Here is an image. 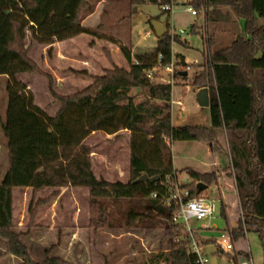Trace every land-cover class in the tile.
Segmentation results:
<instances>
[{"label":"trees","instance_id":"obj_1","mask_svg":"<svg viewBox=\"0 0 264 264\" xmlns=\"http://www.w3.org/2000/svg\"><path fill=\"white\" fill-rule=\"evenodd\" d=\"M130 2L161 5L170 0ZM187 2L198 12L204 11L207 22L226 19V8L243 20L241 31L226 46H216L213 35L203 38L205 62L192 82L207 86L210 91V126H174L172 85L153 83L147 75L154 66L171 62L173 39L169 32L158 38L156 48L150 52L133 54L129 47L121 45L128 68L114 65L85 91L58 97L60 107L54 116L50 115L35 103L32 91L18 79L23 73L37 71V65L28 56L27 32L45 44L92 33L82 25L87 1L0 0V75L8 78L6 116L1 123L8 150L7 170L0 183V238L6 241L7 253L20 259L18 264H74L59 255H49V249L42 260H35L14 220L15 188L64 186L89 188L96 228L113 226L105 199L140 201L129 207L127 225L148 216L168 219L171 224L165 234L170 246L142 264H198L197 255L190 250V234L175 220L179 206L164 203V198L172 193L170 184L176 177L170 144L175 140L211 142L217 128L226 131L243 209L244 224L238 219L229 231L234 250L235 243L249 230L264 236V77L258 75L259 70H264V0ZM191 32H197L195 25ZM174 42L183 40L177 35ZM174 56L178 71L186 64L185 55ZM183 73L182 78L187 79L188 73ZM121 130L130 132L129 180L111 182L95 174L91 147L85 139L95 131L115 134ZM186 171L194 182L180 184L182 190L189 191L185 200L203 193L204 190L198 193V182L208 188L216 181L215 173H200L191 168ZM142 174L160 178L135 182ZM41 202L44 200L28 207L31 226ZM221 214L227 217L223 205ZM244 254L237 250L236 260Z\"/></svg>","mask_w":264,"mask_h":264},{"label":"rangeland","instance_id":"obj_2","mask_svg":"<svg viewBox=\"0 0 264 264\" xmlns=\"http://www.w3.org/2000/svg\"><path fill=\"white\" fill-rule=\"evenodd\" d=\"M86 1L87 8L82 24L92 33L45 44L34 40L30 32H27L28 56L37 65V71L23 73L18 77L32 91L35 103L51 115L55 114L60 107L58 97L85 91L97 77L104 75L114 65L128 68L120 46L129 47L133 54L154 50L157 36L150 19H157L165 24L171 22L178 31L185 29V33L181 35L183 42L172 44L173 50L175 54L181 51L187 62L195 59L198 61L190 63L189 68L186 64L183 65L188 78L184 80L182 76L178 77L173 84L172 98L183 99L185 112L184 117L179 116L178 110L181 107L174 103L173 121L180 125L203 124L208 117L206 106L200 101V88L204 85L192 82L193 75L201 71L205 62L203 38L213 35L216 46L228 45L241 31L238 17L226 8L223 10L226 19L215 23L207 22L205 12L201 11L196 15L190 10L187 0H177L178 4L171 17L162 11L158 3L132 4L130 0ZM193 24L198 28L196 33L191 32ZM258 75L264 77V70H259ZM7 81V76L0 75V183L7 170L8 144L1 127L8 102ZM218 132L226 134L224 128H217L215 139ZM126 133L122 131L117 136H108L99 131L90 139L91 145L99 153L96 160L97 170L122 172L123 178H126L129 161ZM215 139V144L222 148L223 162L219 167H222L219 169L222 172L219 176L217 172H211L216 174V181L202 193L216 200L215 216L202 220L192 218L190 225L194 228L193 233L202 247V252L209 258V264H229L226 260L232 253L221 256L213 254V250L216 242L227 238L230 229L237 225L238 219L244 224L243 209L227 136L226 140L223 137V142ZM170 146L177 168V182H194L185 168H201L202 162L207 160L205 152L192 141L175 140ZM54 191L56 194H53ZM13 195L16 229L21 233L22 241L35 260H42L49 249V255H59L74 264H142L151 255L170 246L169 236L165 231L171 223L166 218L142 217L127 225L125 217L129 207L138 205L140 201L131 203L126 200L105 199L113 226L96 228L92 222L90 190L87 187L64 186L33 192L31 189L22 188L13 191ZM40 199L44 202L40 203L36 220L31 226L28 207L31 203L34 206ZM221 205L224 206L227 217L221 214ZM180 232L184 233L182 230ZM239 247H243L248 254L241 256V259H250L251 255L255 264H264V236L261 237L255 230H249L235 243V248ZM19 262V258L7 253L6 241L0 238V264Z\"/></svg>","mask_w":264,"mask_h":264},{"label":"built area","instance_id":"obj_3","mask_svg":"<svg viewBox=\"0 0 264 264\" xmlns=\"http://www.w3.org/2000/svg\"><path fill=\"white\" fill-rule=\"evenodd\" d=\"M177 0H170L169 3L161 4V9L163 12H166L170 17L173 15ZM190 10L193 11L196 15L199 14L197 10H195L191 5H189ZM188 7V9H189ZM168 26V25H167ZM172 36V44H174V37L179 35L181 36L183 33H185V29H179L169 22L168 31ZM149 34V33H148ZM173 49V46H172ZM176 62L177 58L174 56V50H173V56L172 60L167 65H156L152 69L148 71V77H150L151 81L153 83H164V84H170L172 85L176 83V80L178 77L182 76L183 71L185 70L183 68V65H181L178 68V71L176 69ZM187 68H189L190 63H198L197 59H195L193 62H187L185 61ZM187 72V71H186ZM206 87L207 86H203ZM172 106L174 103H177L179 105L182 104V100H174L171 101ZM173 108V107H172ZM169 179L171 177H168ZM170 188L172 190V193L164 198V203L166 205H171L173 203L177 204L179 206V209L175 215V220L182 223L183 229L187 231L190 234V250L192 253L197 255V263L198 264H209V258L202 252V247L197 242L195 236H194V228L190 225V219L196 218L197 220L202 219H211L215 216V212L217 209V203L216 200L205 196L203 194L196 196L191 199L185 200V197L189 195V191L187 189L182 190L180 188V184L177 182L176 177L175 180H173L170 184ZM153 196H156L154 194ZM243 213V212H242ZM205 227V224L203 225ZM215 253H222L223 254H231V261L232 264H255L251 255L249 256L250 259H245L240 261L239 263L233 262V251L234 246L230 239V236L228 235L227 238L216 242L215 247Z\"/></svg>","mask_w":264,"mask_h":264},{"label":"crops","instance_id":"obj_4","mask_svg":"<svg viewBox=\"0 0 264 264\" xmlns=\"http://www.w3.org/2000/svg\"><path fill=\"white\" fill-rule=\"evenodd\" d=\"M239 23H240V27L242 28V26H243V20H239ZM83 25V24H82ZM193 25H195V24H193ZM192 25V26H193ZM87 29H89V28H87ZM90 30V29H89ZM198 30V28H195V31H197ZM157 41H158V38H157ZM155 48H156V46H155ZM175 53V52H174ZM177 53H182L181 51H178ZM183 54V53H182ZM187 59L185 58V61H186ZM18 79H19V77H18ZM184 80H186V79H184ZM204 88L205 87H202V88H200V90H204ZM207 92V100H210L209 98V96H210V92H209V90L206 88L205 89ZM173 99V98H172ZM175 100V99H174ZM182 101H183V99H181ZM183 106H184V104H183V102H182V104L180 105V109L178 110V115L179 116H181V117H184L185 116V112H184V109H183ZM204 106H206L205 108H206V110H207V114H208V117L205 119V121H204V123L203 124H200V123H197V125H204V126H210L211 125V117H210V101H208L206 104L204 103ZM173 107V106H172ZM45 110V109H44ZM50 114V113H49ZM56 114V113H55ZM55 114H52V116H54ZM51 115V114H50ZM172 116H173V112H172ZM172 122H173V125L174 126H182V125H180V124H178V123H175L174 121H173V118H172ZM186 125V124H185ZM122 131H125V132H127L126 134H127V136H128V151H129V156H128V158H129V161H128V168H127V171H126V178H123V176H124V173H122V172H115V173H112V172H110L109 170H102V171H99V170H97L96 169V160L99 158L98 157V154L99 153H97L96 152V149L95 148H93L94 146H92L91 145V142H90V139L94 136V135H96V134H98V132L99 131H95V132H92L86 139H85V143L86 144H88L90 147H91V159H92V165H93V170H94V172H95V174L98 176V177H104L105 179H107L108 181H111V182H114V181H122V182H127L128 180H129V174H130V168H129V162H130V147H129V143H130V132L128 131V130H121V131H119V132H117V133H115V134H107V133H105L106 135H108V136H117V135H119V134H121V132ZM217 131V130H216ZM100 132H102V131H100ZM226 134L225 135H222V134H220V132H218L217 134H216V139L215 140H219V141H221V140H223V137H224V139L226 140ZM192 142H196L197 143V145L198 146H200L201 148H202V150L205 152V154H206V157H207V160L205 161L203 158V162H202V167L201 168H192V167H186L185 169H187V168H191V169H194V170H196V171H198V172H200V173H211V172H213V171H215V172H217V175L219 176V175H221V172L222 171H220L219 169H222V167L221 168H219L220 167V165H221V162H223V160H222V158H221V156H222V148H221V145H219V144H215L216 143V141H211V142H204V141H192ZM221 142H223V141H221ZM128 153V152H127ZM173 158V157H172ZM173 166H174V169H175V171L177 172V168L175 167V165H174V161H173ZM48 188H52V187H46V188H43V189H39V190H37V191H41V190H44V189H48ZM16 189H22L21 187H17V188H15L14 189V192H15V190ZM24 189H26V190H32V192L34 191L32 188H30V187H24ZM55 189V188H54ZM215 249L216 248H214V250H213V254H220V253H215ZM237 250H240V251H242L243 253H245L244 255H246V256H248V254H246L247 252H245V250H244V248L242 247V248H237V249H235L233 252V262L234 263H239L240 261H242V260H245V259H239V261L238 260H236V258H235V252L237 251ZM224 255V254H223ZM243 255V256H244ZM221 256H222V253H221ZM252 257V256H251ZM222 259H223V257H221ZM229 264H232V261H231V259L229 258V259H227L226 260Z\"/></svg>","mask_w":264,"mask_h":264},{"label":"water","instance_id":"obj_5","mask_svg":"<svg viewBox=\"0 0 264 264\" xmlns=\"http://www.w3.org/2000/svg\"><path fill=\"white\" fill-rule=\"evenodd\" d=\"M150 24H151L152 29H153L155 35L157 36V38L163 37L168 31L167 24H165V23H163L157 19H150ZM183 75H187V72H184ZM205 89H206V87L204 88V90L200 91V96L202 97V100H200V101L206 104L208 101L211 100V96H209L210 100H207V93H206L207 91ZM159 178L160 177L158 175L153 176V177H149L147 174H142L139 178H137L135 180V182L144 181V180H149L150 182H154V181L158 180ZM197 187H198V193H200L203 190L207 189V184H205L203 182H198Z\"/></svg>","mask_w":264,"mask_h":264}]
</instances>
